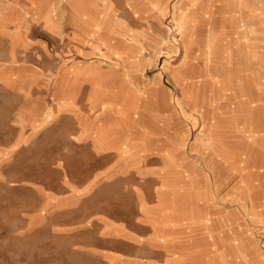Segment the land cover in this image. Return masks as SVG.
Instances as JSON below:
<instances>
[{
  "label": "rangeland",
  "instance_id": "1",
  "mask_svg": "<svg viewBox=\"0 0 264 264\" xmlns=\"http://www.w3.org/2000/svg\"><path fill=\"white\" fill-rule=\"evenodd\" d=\"M252 141L264 0H0V264L246 263Z\"/></svg>",
  "mask_w": 264,
  "mask_h": 264
},
{
  "label": "crops",
  "instance_id": "2",
  "mask_svg": "<svg viewBox=\"0 0 264 264\" xmlns=\"http://www.w3.org/2000/svg\"><path fill=\"white\" fill-rule=\"evenodd\" d=\"M252 142L257 143L256 141ZM257 144L260 149L257 146L254 150L250 148L246 150L248 152V156L255 159L253 162V164H255L254 166H257L256 168H254V166L252 167V174L255 173V175L259 177L260 174H264V169H260L261 166L264 168V146L260 143ZM250 145L251 144L249 143V146ZM252 187V210L255 205V208H257L258 211L256 210V212H254L255 214L251 219L253 222L251 228L247 229L250 241H246V233L244 230L240 238L236 237L235 248L238 246L239 251L247 256L246 263L245 261H240L238 264H264V208H260V203H264V182L254 183L253 181ZM248 225L249 224H247V226Z\"/></svg>",
  "mask_w": 264,
  "mask_h": 264
},
{
  "label": "bare ground",
  "instance_id": "3",
  "mask_svg": "<svg viewBox=\"0 0 264 264\" xmlns=\"http://www.w3.org/2000/svg\"><path fill=\"white\" fill-rule=\"evenodd\" d=\"M244 5H245V4H244ZM244 5H243V6H244Z\"/></svg>",
  "mask_w": 264,
  "mask_h": 264
}]
</instances>
